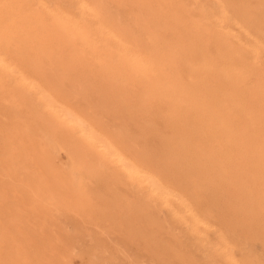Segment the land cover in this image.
Returning <instances> with one entry per match:
<instances>
[{
  "label": "rangeland",
  "instance_id": "obj_1",
  "mask_svg": "<svg viewBox=\"0 0 264 264\" xmlns=\"http://www.w3.org/2000/svg\"><path fill=\"white\" fill-rule=\"evenodd\" d=\"M8 1L12 5L8 18L0 19V22L5 19L0 24V57L6 61L4 67L0 65V264H234L229 252L238 261H264V213L258 215L249 211L250 215L247 216L237 214L239 205L236 202L241 199H236L238 193H231L235 185L218 182L215 188L208 190L204 185L205 178L199 174L191 177L190 165V168L184 167L188 171L185 173L187 179L181 183L186 185L179 187L170 179L171 193L163 199L151 193L145 182L141 183L124 171L116 159L104 156L102 147H97L93 155L99 158V164L105 171L99 164H94L98 162L97 157L88 159L76 151L69 129L50 123L54 111L47 105V99L57 98L60 106L73 109L79 118L87 119L95 129L105 132L113 140L120 137L123 141L119 143L114 140L113 143L124 157L135 159L137 154L145 152L150 159L145 166L143 164L146 170L154 172L156 168L178 179L184 175L178 160L185 162L187 155L193 158V162L197 159L196 144L199 142L193 136L197 137L195 133L198 130L203 131L201 117L204 118L205 107L214 99L213 96L210 94L200 102L201 116L196 114L191 117L189 112L187 123L172 125V120H167L170 113L165 102L159 105L157 100H152L144 106L138 105L143 97L139 90L136 94L133 92V101L116 102L106 87V80H103L100 61L83 40L75 41L76 52H64V57L69 55L63 65L58 67V62L53 61L47 63V58L44 60L46 55L51 58L58 56V51H63L65 46L56 47L53 32L42 34L38 28L52 16L65 13L64 18L82 23L92 30L93 38L103 40L106 35L97 30L98 25L109 21V30L120 36L114 35L112 39L122 38L125 43L133 42L139 52L147 53L152 43L150 33L156 39L159 34L170 47L191 46L188 32L176 26V30L171 28L175 19L167 17L177 13L185 15L186 11L196 18L201 17L211 30L225 34L226 39L230 40L235 53L225 54L210 44L208 48L214 53L209 50L204 56L216 59L217 68L224 64L219 69H224L230 63L234 64L236 72L242 67L244 72H238L241 75L246 72L242 92L245 87L248 91L257 89L264 82V0H169V7L165 8L167 14L163 17L156 15L153 21L147 20L153 17V11L139 0H84L86 3L82 0H0V5ZM232 5L235 6L232 8ZM210 10L215 15L212 13L211 17L206 18L204 15ZM245 14H255L256 18L247 20ZM74 17L77 18L74 20ZM23 20L29 23H23ZM15 32L22 35L15 39ZM25 32L31 33L35 40L31 46L35 54L33 59H22L20 52H17ZM1 34L8 41H4ZM15 41H19L17 46ZM258 48L260 50H256ZM196 51L195 48L189 49L186 62L178 69L179 78L188 91L191 90V94L197 86L187 74L186 67L198 56ZM38 56L41 57L39 60ZM11 76L13 79H10ZM10 88L15 92L12 90V93ZM263 103V100H256L250 105L252 112L256 108L252 113L254 116L261 114ZM241 108L244 111V107L239 106ZM240 113L250 121L248 114ZM259 122L264 125V118H259ZM201 135L205 137V133ZM188 136H192L193 144L185 147L184 155L181 146ZM188 143L191 141L188 140ZM93 164L97 170L92 167ZM112 192L116 195L113 196ZM174 194L175 197H172ZM249 194L264 201V193H241L237 197ZM141 201L147 203V214L135 212L133 216H123V206ZM113 202L117 203V207L110 204ZM254 214L258 216L253 217L252 226L248 227L244 224L246 217ZM197 216L201 219H198L197 225H193Z\"/></svg>",
  "mask_w": 264,
  "mask_h": 264
},
{
  "label": "bare ground",
  "instance_id": "obj_2",
  "mask_svg": "<svg viewBox=\"0 0 264 264\" xmlns=\"http://www.w3.org/2000/svg\"><path fill=\"white\" fill-rule=\"evenodd\" d=\"M13 1H16V0H13ZM78 1H80V0H78ZM94 1L96 2L97 0H94ZM10 2L8 1V3L5 2L2 5H0V15H1L0 19L3 17H5V19L8 18L7 14L9 12V9L12 6ZM82 2H85V1L82 0ZM82 2L80 4V7L83 4ZM139 3H141L142 5H144V4L148 5L149 9L151 11H153V12H151V13H154L153 17L152 18L148 17L147 18L148 21H150V20L153 21V18H155L156 15H157V17L158 16L163 17L165 14H167L166 13L167 11H165L166 10L165 8L169 7V4H170L169 0H139ZM14 4H15V2H14ZM88 6L92 7V5H88ZM233 6H235V5H232V8H233ZM214 10H216V9H214ZM52 11L53 10H51V12ZM210 11H209V13H206V15H204L206 18L211 17L210 15L212 13H213V15H215V13L212 12V10H210ZM220 11L222 13L224 12L223 10H221V8H220ZM259 11H260V9H259ZM48 12H50V10ZM227 13H229V12H227ZM249 13H253V12H249ZM64 14L65 13H63L61 15L62 17L58 16V15H54L52 17L50 16L51 18L50 19L48 18L49 21H44L41 25H38V28L42 31V34H43V32L45 34H48L49 32H53L52 37L55 39V43H56L55 46L56 47L59 48V47L65 46L63 51L62 50L58 51V53H57L58 56L54 55L53 58H51L48 55H46V57H44L42 54V57H44V60H45V58H47L46 59L47 63L50 61L58 62L57 65L59 67V65H63V63H66L68 60L66 57L69 54L64 57V55H63L64 52H67L69 50L70 51L73 50L74 52H76L75 41L83 40L84 44H87V47H89L94 52L97 60L100 61L102 68H103V70H102L103 80L104 81L106 80V85H107L106 87L108 89H110V95L112 97H114L116 102L121 104V103H127L130 101H133L135 99L132 96L133 92H134V94H136V91L139 90L141 93H143L142 99L139 100V104H138L139 106H144L146 104H149V103H151L152 100H157L159 105H161L162 102H165L169 108V113H170V116L168 117L167 120H168V122H170L172 120L170 122V124L177 126L179 124H182V123L185 124L188 122L189 115H187V114L189 112L191 114V117H192V115H196V114L198 116H201L200 112L202 109V104L200 102H202L203 100H206L210 96V94L214 98V99L210 100V103L207 104V105H210V107H208L206 105V107H205L206 108L205 109L206 114L204 113L205 115H203L204 118L201 117V119H202L201 121L203 122L202 125L204 124L203 131H202V129H200V131H199L198 129H194L195 127L193 128L195 131L198 130L195 133L197 135V137L193 136V138L199 142L198 144H196L197 145L196 149H198V151H197L198 155L196 156V158L198 160H200V162L197 163L196 162L197 159L195 160V162H193V158H188L189 155H187V160L185 162H183V161L181 162V160H178L177 163L179 166H181V169H182L183 174H184L183 176H180L181 178H178V179L175 177L171 178V176L168 175L166 172L159 171L156 168H154V172H149L148 170H146V168L143 167V164L145 166V164L149 163V161H150L149 156L146 155L145 152H144V154H142V153L137 154L135 159H128V158L124 157L122 155V153L120 152V150L118 149V147L115 146L113 143L114 140L116 142H119V143L121 141H123L120 137H116L113 140L105 132H101V131L95 129V127L93 125H91L87 121V119L79 118L73 109L69 108L68 106H63V105L60 106L58 103L59 100L57 98L54 97L51 99H47L45 97L47 99V105L49 107H51L52 110L54 111L53 117L50 119V123L53 125H61L65 128L69 129V136H71V138L74 141L76 151H78L80 154L85 155L88 159H92V158L95 159V157H97V156L93 155L94 154L93 152L96 150L97 147H102L104 149V152H103L104 156L112 157V158L116 159L120 163V165H122L124 167V169H125L124 171H127L129 175L136 177L141 183L145 182L147 184V187L150 189L151 193L158 194L163 199H166L167 196H169L171 193V189H170V185H169L171 180L173 181V183L178 184L179 187L183 188V186L186 185V184H182L181 182L184 183V180L187 179V177H185V173L188 171H187V169H184V167L190 168V165H191V168H190L191 169V171H190L191 177H193L196 174L197 175L199 174L202 178H205L204 185L206 186V189H208V190L215 188V186L218 182H219L218 184H224L225 182H230L233 185H235V188L231 193H238V194H241V193H246V194L247 193H254V194L255 193H264V125H262L263 123L260 124V122H259V118H261V119L264 118V103L262 104V110H261V114L259 116L258 115L254 116V114H252V113L254 111H256V108L252 112V110H253V109L251 110L252 106L250 107V105H252L253 101H256V100L262 101L263 100V102H264V82H263V85L257 89L256 88L252 89V90L249 89L250 91H248V89H246V87H245V89L241 92V89L243 88L242 85L244 83L243 80L245 78L244 74L246 73V72L242 73L243 75H241V73H238V72H244L242 67L240 68L241 70L237 69L238 72H236V69L234 68L235 67L234 64L230 63V64L226 65L225 68L223 67L224 69H219L220 65L224 66V64H220L219 67L217 68L216 67V59H212V58L209 59L208 57L204 56L205 54H208L209 50H210V52L213 51L211 48H208V47H210V44H212L213 47L215 49H217V51H221L225 54H227L228 52L233 53L235 51V49L232 48L230 40L228 41L226 39L225 34L218 32V31L211 30V27L207 26L206 25L207 23H204L202 21L201 17L196 18V16L185 11V13H184L185 15L177 13L176 15H174V14L168 15L167 17L175 19L174 20L175 24L173 26H171V28H174L176 30V27H180L182 29V31L186 30L188 32V35L191 37L190 38L191 39V41H190L191 46L170 47V44H168L166 42V40H162V37L159 34H157V39H156L155 36H153L150 33V38L152 40V43L150 45V49L147 53H141L134 47L133 42H126L125 43V41L122 40V38H120V40L119 39H116V40L112 39V37H114V35H118V34L116 32H115L116 34H114L112 29L109 30V28L111 26L109 21H105L103 24L98 25L97 30L99 32H101L102 34L106 35L105 36L106 39L99 40V38L98 39L93 38V32L87 26L82 25V23L80 24L78 22L69 20V18H64V16L66 15V14L65 15ZM203 14H204V12H203ZM252 15H254V16H252ZM252 15L249 14V16H248L247 14H245L246 17L248 16V18H246V19L253 21L256 17H255V14H252ZM34 16L36 17L37 15L35 14ZM77 17H74V20ZM205 17H203V19ZM5 19L2 20V22H4ZM216 19L221 20L218 17ZM234 19H235V17H234ZM2 22H0V24ZM23 23L28 24L29 22L28 21L25 22L23 20ZM218 23H220V22H218ZM238 23L240 24V22H238ZM238 23H237V25H238ZM95 24H97V22ZM6 25H8V24H6ZM91 28H93V27H91ZM244 28H246V27H244ZM261 28H262V26H261ZM257 29H259V28H257ZM3 30L5 32L7 31L6 29H3ZM1 33H2V31H1ZM3 34H5V33H3ZM3 34H1L2 37H3ZM13 35H14L15 39H18L19 36H21L22 34L15 32V34H13ZM4 36L8 37V35H4ZM4 39H6V41H8V39L6 37H3V40ZM34 41L35 40H34V37L32 36V34L31 33L26 34V32H25V36L23 38V42L21 44V47L19 46L20 48H18V49L16 48L17 52L18 53L20 52V54L22 55V59H24V57L26 59H29L30 57H32V59H33L34 49H33V47L31 48V46L34 45ZM15 43H17L16 44V46H17L19 44V41H17V42L15 41ZM243 43H244V41H243ZM192 48L197 49L196 53L198 56L196 57V59H193L191 61V63H192L191 65H188V67H186L187 71H188L187 74L189 75L190 79L195 81L196 86H197L196 90L192 91V94H191L189 92L191 90L188 91V88L185 86V83L183 81H181V79L179 78L180 76H179L178 69L182 66L181 65L182 63L186 62V59L188 57V54L186 52L189 49L191 50ZM84 49H87V48H84ZM256 50H260V49L258 48ZM70 51H69V53H70ZM50 52H48V53H50ZM202 52H203L202 55L204 57H202V55H201ZM211 53H214V52H211ZM255 53L256 52L254 51V54ZM50 56H52V54H50ZM213 56H214V54H213ZM34 57H35V54H34ZM38 57H36V58H38ZM40 58L41 57H39L38 60ZM236 61H237V59H236ZM257 61H258V59H257ZM230 62H231V60H230ZM5 63H6L5 59L0 57V65H2V67H4ZM27 63H28V61H27ZM54 64H56V63H54ZM237 65H239V64H237ZM45 66H46V64H45ZM6 68H8V65ZM245 68H246V66H245ZM53 70H55V69H53ZM9 72H10V70L8 71V73ZM8 77H7V79H8ZM12 77L13 76H11L10 79ZM10 79H8V81ZM11 85H12V83H10V86ZM213 88H214V90H213ZM12 90L14 91V89H11V92H12ZM7 92H9V91H7ZM5 94H8V93H5ZM8 95L11 96V94H8ZM41 95H42V92H41ZM43 96H45V95H43ZM6 99H7V97H6ZM102 102H104V101H102ZM61 104H63V103H61ZM48 106H46V108ZM239 106H241V107L243 106L244 111L242 110V108L240 110ZM163 111H165V109ZM240 112H243V113L245 112L246 115L248 114V116H250L252 118V122H250L251 118L249 121L248 118L246 119ZM214 119H216V121H214ZM36 120H39V119H36ZM193 120H195V119H193ZM99 123H100V121H99ZM148 125H150V124H148ZM198 126H200V125H198ZM198 126H197V128H199ZM185 127H186V125H185ZM27 129H30V128H27ZM194 130H192V131H194ZM201 133H205V137L204 136L202 137V135H204V134L201 135ZM191 134L193 135L194 133H191ZM193 138H192V136L191 137L188 136L186 143H184V145L181 146V149L183 150L184 155H185V147L187 148L188 144H193L192 143ZM42 140H43V138H42ZM188 140H190L191 143H188ZM50 141H53V140H50ZM41 142H43V141H41ZM44 142H45V139H44ZM43 144L46 145V143H43ZM179 147H180V145H179ZM14 148H16V147H14ZM43 148H44V146H43ZM186 152H189V151H186ZM201 152L203 154H200ZM125 154L126 153H124V155ZM126 156L129 157L128 155H126ZM190 157H192V155H190ZM97 160H98V162L97 161L94 162L95 161L94 160V161H92V163L94 162V164L97 163L96 165H98L99 164V158L98 157H97ZM78 162H79V160H78ZM84 164H86V162ZM94 164L92 165L93 168H94ZM198 165H200V166H198ZM99 166H100V164H99ZM102 169L104 170V168H102ZM95 170H97V169H95ZM48 172H50V170ZM90 176H92V175H90ZM104 176H105V174H104ZM97 177H98V175H97ZM188 178H189V176H188ZM24 179H25V177H24ZM73 181H75V180H73ZM82 182H84V181H82ZM74 185H72V186H74ZM185 187H188V186H185ZM63 191L64 190H62V192ZM87 193H90V192H87ZM113 193L114 192L111 193L113 196L116 195ZM238 194H237V196H238ZM175 195L176 194L172 195V197L173 196L175 197ZM251 195H253V194H249L246 196L240 195V197L236 196L237 200L241 199L240 201L236 202V205H239L238 209L236 208L237 214H240V213L243 214L244 213L245 215L246 214L250 215L249 211L258 213V215H260L261 212L264 213V211H263L264 210L263 199L254 198ZM180 197L182 198V195ZM249 198H252V199L248 200ZM182 199H184V198H182ZM176 200L178 201V199H176ZM118 201H119V199H118ZM125 201H127V200H125ZM181 201H183V200H181ZM56 203H57V201H56ZM179 203H181V202H179ZM110 204L113 207H117L116 202H113ZM167 204H169V203H167ZM233 205H232V207H233ZM107 207H109V206H107ZM190 207H192V206H190ZM188 209L190 210L192 208H188ZM121 210L125 213V215H123V216L132 215V214H135V212H138V213L142 212V213H146V214L149 212L147 203H145L144 201H141V202L136 203L134 205H125L121 208ZM239 210H241L242 212ZM123 212H122V214H123ZM258 215L254 214L251 217H246L247 219L245 220L244 224L247 225L248 227L252 226L253 217H257ZM199 218L200 217L197 216V218L194 219V223H192V224L197 225ZM140 219H142V218H140ZM140 219L138 218V220H140ZM165 228H166V226H165ZM132 230H134V229H132ZM235 230H237V229H235ZM249 230H250V228H249ZM255 230L256 229H254V231ZM257 234H259V233H257ZM222 238H224V236H222ZM129 239L130 238H128V240ZM251 239H252V237H251ZM176 240H178V239H176ZM229 240H230V238H229ZM210 242H211V240H210ZM121 244H123V243H121ZM240 246H242V245H240ZM246 246L247 245H245V247ZM217 247L219 248V246H217ZM228 248H230V247H228ZM251 248L252 247H250L249 249H251ZM214 249H216V248H214ZM221 250H222V248H221ZM226 250L227 249H225L224 251H226ZM224 254H226V253L224 252ZM229 255L234 260L233 261L234 264H264V261H255V260L250 261L251 259L250 260L244 259L242 261H238V260L234 259L232 252H229ZM260 258H258V259H260ZM126 259L127 258H125V260ZM188 262H189V260H188Z\"/></svg>",
  "mask_w": 264,
  "mask_h": 264
}]
</instances>
